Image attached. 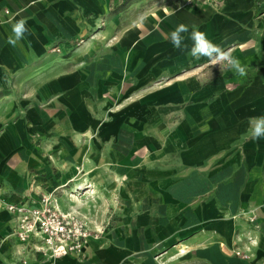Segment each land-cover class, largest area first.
<instances>
[{
	"label": "crops",
	"instance_id": "obj_1",
	"mask_svg": "<svg viewBox=\"0 0 264 264\" xmlns=\"http://www.w3.org/2000/svg\"><path fill=\"white\" fill-rule=\"evenodd\" d=\"M111 2L0 0V264H80L71 256L54 261L19 243L5 206L33 204L59 182L58 175L47 174L48 163L30 142L32 129L46 130L51 118L62 116L42 102L61 95L78 99L84 83L87 96L90 84L98 85V95L110 89L106 86L124 91L128 74L134 75L135 98L165 102L166 117L179 119L152 126L149 134L129 131L130 151L122 142L113 151L116 127L100 131L88 125L102 139L74 151L73 159L88 175L99 165L118 170L112 180L122 181V205L115 226L100 240H88L81 264H264V138H245L248 118L264 116V0H219V7L158 3L147 20L121 31L115 43H102L115 61H95L85 77L79 62L73 57L63 62L62 53L79 37L112 36L95 31L111 14ZM21 18L28 31L10 45L12 25ZM179 24L189 28L182 33L184 50L170 40ZM193 28L255 75L242 80L228 68L223 80L220 74L209 78V59L188 55ZM180 70L182 75L168 77ZM166 76L162 86L143 89ZM57 84L63 88L51 92ZM91 117L75 103L71 127L83 129L95 122ZM236 252L243 259L234 257Z\"/></svg>",
	"mask_w": 264,
	"mask_h": 264
},
{
	"label": "rangeland",
	"instance_id": "obj_2",
	"mask_svg": "<svg viewBox=\"0 0 264 264\" xmlns=\"http://www.w3.org/2000/svg\"><path fill=\"white\" fill-rule=\"evenodd\" d=\"M165 1L112 0L111 5H109L111 14L106 20L99 21L95 29L96 34L112 31V36H108V33L104 37H97L98 39H95V41H92L93 36L90 35L77 38L75 42H71L68 50L62 53L63 62L73 57V63L79 62V70L86 77L90 73L92 66H94L95 61L97 63L106 59L115 61V57L108 52L110 47L103 50L101 48L103 46L102 43L104 41H106L107 45L112 44V42L115 43L121 31L135 25L140 20H147L150 17L152 9L158 3L161 4ZM185 1L187 2V0H179L183 7L198 5L219 7V0H195L190 5H186ZM113 15H115L114 18H111ZM68 66L70 67L71 65ZM66 71H69V68ZM98 71L102 70L94 69V72ZM205 71L208 73L209 78L220 74L219 76L221 77L219 79L221 80L230 75L228 68L221 71L219 65H208ZM180 72V74L171 73L168 77L172 75L177 77L178 75H182L184 71L180 70ZM236 75L242 80L248 81L255 75V72L254 70L246 69V75ZM99 76L101 77V75ZM133 76L127 75L124 91H120V89L111 90L119 86H106L110 89L106 92L102 91L98 95L96 92L94 93V91H98V85L90 84L88 86L89 92L90 94L92 92L93 95L87 96L85 92L86 85L84 83V90L79 94L78 99H60L61 95L51 103L46 102L44 104L42 102L43 105H46L43 108L51 111V113L57 111V113L59 112V116H62L54 119L51 118L54 122L52 124L49 122L50 126L48 125V129H32L29 133L31 145L35 147L38 153L42 154L46 163H48L47 174L51 176L58 175L59 182H54L53 187L48 185L46 192L43 194L55 191L60 213L65 215L70 214L82 220L95 241L100 240L104 233L111 230L115 226L114 223L120 219L119 205H122V197L118 195V191L122 188V181L112 180V175H118V170H114L112 167L106 166L105 168L99 165L96 166L93 174L88 175L85 165L82 168L81 165L78 166V161L80 163L79 159L76 162L74 161V151L86 150L88 142H98L102 139V134L100 133L99 135V131L95 135L90 133L91 128L88 131V125H94L95 129H100V131L104 126L116 127L115 132L112 134V142L114 143L113 147H115L113 151H117L115 149H117L119 142H122V146L126 147V150H129L130 145L134 144L132 135L135 129L142 130L144 133L148 132L149 134L152 126L162 125L167 119L171 120L170 124H175L179 119L177 117H166L164 114L165 110H163L166 108L163 105L165 102L146 99L148 95H143L142 99L135 98L131 86ZM168 77H159L155 82L153 80L154 83L144 85L143 89H147L151 85L160 87L162 86L163 79ZM58 85H54L51 88V92L55 93L56 90L63 88V86ZM83 93L84 95H82ZM75 103H79L83 111H87L93 115L91 118L95 122L83 125L84 128L80 127V130L71 127L69 114L74 110ZM33 104L37 105L36 102ZM129 131L132 132V135L128 133ZM96 153L100 152L97 151ZM83 161L85 162V160ZM110 176L111 178H109ZM89 177H93V182H89ZM114 186H117V188L115 189ZM169 253L172 254V252ZM234 257L236 256L234 255ZM236 258L243 259L241 256ZM75 259H77L78 263H83L86 260V250L84 256Z\"/></svg>",
	"mask_w": 264,
	"mask_h": 264
},
{
	"label": "built area",
	"instance_id": "obj_3",
	"mask_svg": "<svg viewBox=\"0 0 264 264\" xmlns=\"http://www.w3.org/2000/svg\"><path fill=\"white\" fill-rule=\"evenodd\" d=\"M195 0H187L190 5ZM5 210L13 216L12 236L21 244L32 247L35 253L50 259L84 256L92 236L86 224L75 216L59 211L55 191L41 194L32 204H8ZM236 257L241 254L234 253Z\"/></svg>",
	"mask_w": 264,
	"mask_h": 264
},
{
	"label": "clouds",
	"instance_id": "obj_4",
	"mask_svg": "<svg viewBox=\"0 0 264 264\" xmlns=\"http://www.w3.org/2000/svg\"><path fill=\"white\" fill-rule=\"evenodd\" d=\"M26 24L27 19L21 18L12 25V35L8 37V44L14 46L18 41L24 38L25 33L28 31ZM188 31V26L179 24L175 30L170 33V40L175 49L184 50L186 46L183 45L184 37L182 33ZM189 38L192 41V46L188 49L189 56L195 59L207 57L212 65H219L221 71L225 68H229L240 76L246 75V69L241 65L239 59L233 57L230 51L222 50L219 45L210 41L204 32L193 28ZM248 123L249 129L245 137L246 139L250 138L254 141H258L264 138V116L249 117Z\"/></svg>",
	"mask_w": 264,
	"mask_h": 264
},
{
	"label": "bare ground",
	"instance_id": "obj_5",
	"mask_svg": "<svg viewBox=\"0 0 264 264\" xmlns=\"http://www.w3.org/2000/svg\"><path fill=\"white\" fill-rule=\"evenodd\" d=\"M182 253V252H181Z\"/></svg>",
	"mask_w": 264,
	"mask_h": 264
}]
</instances>
